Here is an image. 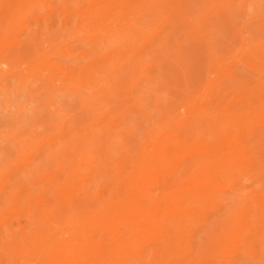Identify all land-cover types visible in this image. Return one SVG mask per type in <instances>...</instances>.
I'll list each match as a JSON object with an SVG mask.
<instances>
[{"label": "rangeland", "instance_id": "374dc122", "mask_svg": "<svg viewBox=\"0 0 264 264\" xmlns=\"http://www.w3.org/2000/svg\"><path fill=\"white\" fill-rule=\"evenodd\" d=\"M230 136L259 164L198 205L195 264H264V0H0V264H42L73 226L79 247L112 243L129 227L102 230V211L130 185L161 208L186 192L180 155L171 180L144 183L163 150L241 153ZM164 247L129 264L166 263Z\"/></svg>", "mask_w": 264, "mask_h": 264}, {"label": "bare ground", "instance_id": "6f19581e", "mask_svg": "<svg viewBox=\"0 0 264 264\" xmlns=\"http://www.w3.org/2000/svg\"><path fill=\"white\" fill-rule=\"evenodd\" d=\"M246 137L249 136L246 135ZM229 139L232 143L239 144L242 150L241 153L235 152L233 154L229 153L223 155V151L221 152L219 145L212 148L213 150L210 155H208V153L205 155L207 149L211 151V148H208L209 146L205 147L203 145L204 147L202 150L194 148L193 145V147L186 145L183 142L178 149L173 151L171 149L163 150V161L158 160L153 164L151 169L152 176L146 178L144 183L149 184L153 181L160 182L161 180L163 181L164 178L171 180L172 173L170 166L173 162V156L175 155L176 157L180 155L181 159L177 162L179 166L186 163L185 169H190L191 171L187 177L180 181L181 185H185L184 189H186V192L182 191L179 187H172L173 189L170 193L164 194L165 207L161 208L142 195L143 187L134 189V185H130V194L127 195L128 200L127 202L125 201L126 204L117 210H103V221L101 223L102 230H114L116 228V223L122 221V223H125L129 227V230H124V227L120 229L119 227L118 231L115 233L114 241L112 239L113 242H110L111 244L107 238L109 236L103 235L97 238H92L90 236L88 238V243L85 242V245L79 247L81 244L79 245L80 242L77 238L80 229L73 226L69 230L71 232L70 239L66 242L58 241L53 244L51 247L56 250L55 255L42 262V264H129L131 258L133 256L135 257L137 253L139 254L142 249H145L150 242L163 243L166 247L164 248L168 249V259L166 263L164 262L163 264H195L194 256L196 251L200 249L196 243V236L199 231H195L192 224L194 218L201 215V209L198 205L202 204L203 206H207L213 201L215 191L212 185L214 182L218 181L222 175L225 174L230 177V175H235L238 171L248 170L259 164V162L257 163V158L261 156L260 148L254 147L251 140L244 138L238 139L236 136H230ZM210 143L212 144V142ZM210 143L209 145H211ZM196 170L198 171L195 176L196 183L193 184L194 181L190 179L194 176L191 177V173ZM64 191L67 190L64 188ZM105 195L104 193V197ZM91 198L92 197H90V199ZM67 216L73 224L78 221L77 214L73 211L72 206L69 208ZM176 234L183 241L181 247L175 241ZM81 238H83V236ZM184 249L187 251V254L183 253ZM29 256V253H27L25 263L33 264L35 260L33 261L34 258L31 259ZM37 257L38 256H35V258Z\"/></svg>", "mask_w": 264, "mask_h": 264}]
</instances>
